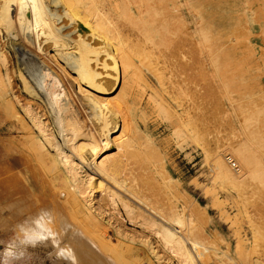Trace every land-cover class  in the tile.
I'll list each match as a JSON object with an SVG mask.
<instances>
[{
    "label": "rangeland",
    "instance_id": "374dc122",
    "mask_svg": "<svg viewBox=\"0 0 264 264\" xmlns=\"http://www.w3.org/2000/svg\"><path fill=\"white\" fill-rule=\"evenodd\" d=\"M164 7L169 8L168 4L161 7L164 12L160 16L162 19L159 18L161 21L165 14L170 20V9ZM175 13L177 16L172 23H166V27L161 29L158 42L148 44L152 54L151 65H144L135 58L125 75L132 89L128 94L131 109L121 112L122 122L119 120L118 127L128 139L120 155L122 177L130 183L127 184L129 190L139 199L164 213L170 207L174 210L190 208L192 225L185 222L192 233L188 247L193 248L199 264H250L252 243L247 223L262 220L264 225V173L260 179L247 181L246 185H250L241 189L244 193L240 204L236 202L233 191L213 182L211 165L216 153L228 156L231 154L229 149L240 147L253 149V156L264 161V0H178ZM124 21L121 19L120 23L125 25L126 32L131 31L128 21ZM5 35L4 31L0 32V52L3 50L8 60L0 59V83L9 88L7 98L16 106L17 115L24 119L29 132L34 134L28 117L10 93L11 89L22 92L23 85L17 71L19 65L26 67L29 60L18 57L11 40ZM116 94L118 90L111 97H116ZM182 109H188L186 111L193 117L192 131L184 128L177 118L183 114ZM12 114L13 111L0 97V264L24 260L31 264H51L44 249L49 247V243L43 246L42 241L28 240L26 232L22 231L24 244L21 241L20 247L24 252L9 262L3 259L6 245L19 241L18 224H28L27 218L38 205L53 203L55 208L69 216L71 222L90 235L91 239H87L90 244L115 264H182L181 255L171 251L162 240L123 239L106 224L109 235L101 236L104 240L91 235L92 227L84 222L80 224L74 218L77 213L74 214V203L66 193L67 182H64L62 172L55 171L51 164L49 153L52 151L46 146L42 155L37 152L23 124ZM41 117L55 130L46 111ZM86 155L90 158L89 153ZM5 167L10 169L7 174H13L5 186L10 194L2 191V169ZM125 193L132 197V201L128 198L127 201L135 211L145 215L142 206L136 205L143 204ZM1 203L9 211L4 223L7 227L1 224ZM11 203L17 206L12 209ZM122 214L127 219L123 211ZM125 224L128 229L133 228L127 220ZM138 227L136 229L141 231ZM2 234L8 237L6 241ZM262 243L260 254L264 258ZM152 245L155 254L149 249ZM257 250H260L259 245ZM35 252L42 256L43 262L31 259Z\"/></svg>",
    "mask_w": 264,
    "mask_h": 264
},
{
    "label": "bare ground",
    "instance_id": "6f19581e",
    "mask_svg": "<svg viewBox=\"0 0 264 264\" xmlns=\"http://www.w3.org/2000/svg\"><path fill=\"white\" fill-rule=\"evenodd\" d=\"M177 1L0 0V32L4 31L5 36L11 40L12 46L15 47V50L13 47L14 52L19 54L18 57H26L29 60L28 65L24 60L27 66L25 67L23 62L17 71V76L23 85L21 90L25 94L13 89L10 93L28 117L35 130L34 134L29 132L30 128L25 125L24 119L17 115L16 106L7 98L9 88L2 86L1 83L0 97L13 111L16 121L23 124V129L30 135L37 152L42 155L46 146L52 151L49 153L52 156L51 164L55 171L62 172L63 180L67 182L66 193L74 203L72 208L74 214L77 213L74 218L80 224L84 222L90 225L93 230L91 235L108 237L106 224L123 239L136 237L140 240L144 238L162 240L171 251L181 255L182 264H199L198 256L192 252L193 248L188 247V240L191 239L192 234L191 229L187 228L189 224L192 225L190 208L188 211L186 210L188 207L181 210L170 207L167 213H164L159 208L145 204L129 190L127 186L129 182L123 180L120 157L127 139L125 132L118 130L121 112L131 109L128 94L132 84L130 86L125 75L135 58L144 65H151L152 54L148 44L155 45L161 29L166 27V23H172L177 16L175 13ZM165 4H168L170 9V20L166 19L168 16L165 14L164 20L161 21L159 18L162 19L160 16L164 13L161 7ZM164 8L168 10L167 7ZM121 19L124 23V20L128 21L131 31L126 32L125 25L120 23ZM2 51L0 59L4 61L7 55L5 56ZM136 73L139 74V70L136 69ZM117 90L118 95L111 97ZM184 110L177 118L181 120L182 126L190 131L191 125L194 124L191 122L194 120L191 121L193 117L191 118L186 111L188 109ZM45 111L52 120L55 130H52V125L49 126L50 123H46L41 117ZM112 116L115 119H112ZM10 147L15 149L13 146ZM229 151L231 154L228 156L218 152L215 159L213 158L212 180L219 187L233 191L236 202L241 204L243 197L241 194L244 193H241V189L244 190L250 185V183L246 185L250 178L262 177L264 161L255 158L253 156L255 152L248 147L231 148ZM86 152L89 153L90 158L87 157ZM49 168L51 170V167ZM9 170L6 167L2 169L4 184L2 191L6 194L9 193L5 188L7 179L13 175L7 174ZM23 184L26 186L25 182ZM125 192L143 204L136 203L142 206L145 215H141L139 210L135 211L128 203L127 200H131L132 197H127ZM53 204L33 207L35 210L27 218L28 224H18L19 241L7 246L6 254L9 258L24 252V248L20 247L23 243L21 233L26 232L28 240H39V243L42 241L43 246L49 243V247L44 249L52 264H88L89 260L91 264H115L89 243L90 235L71 222L69 216L55 208ZM16 206L10 207L14 209ZM8 212L3 207L4 220ZM126 220L133 228L128 229ZM186 221H188L187 227ZM252 221L247 223L252 243L250 264H264V258L260 254L264 225L261 223L262 220L258 223ZM138 226L141 231L136 229ZM33 241L30 240L32 243ZM258 245L260 250H257ZM149 249L155 254L153 245L149 246ZM34 256L37 257L35 254ZM226 257L233 259L231 255Z\"/></svg>",
    "mask_w": 264,
    "mask_h": 264
},
{
    "label": "crops",
    "instance_id": "0c3cea01",
    "mask_svg": "<svg viewBox=\"0 0 264 264\" xmlns=\"http://www.w3.org/2000/svg\"><path fill=\"white\" fill-rule=\"evenodd\" d=\"M11 172V171H10ZM1 215H2V218H1V224L3 225V226H5V227H7V225H5L4 223H5V220H4V215H3V207H4V204L3 203H1ZM5 230V229H4ZM2 236H3V238H4V241H6L7 239H8V237L5 235V234H2ZM7 246H8V244L6 245V248H7ZM6 250V249H5ZM4 254H5V258L3 259V260H5V261H10V259H11V257L9 258L8 256H7V254H6V251H4ZM34 254L37 256V257H39V258H37V257H35L34 256ZM34 254H32V256H31V259L32 260H34L35 258V260H37L38 262H43V259H42V256L39 254V253H37V252H35ZM49 258V257H48ZM31 259H29L28 258V260H31ZM42 259V260H41ZM50 259V258H49ZM51 262V261H50ZM4 263V262H3ZM32 262H26L25 260L24 261H22V262H18V263H15V264H31ZM5 264V263H4ZM6 264H14V263H6ZM52 264V263H51Z\"/></svg>",
    "mask_w": 264,
    "mask_h": 264
},
{
    "label": "built area",
    "instance_id": "2783aa9c",
    "mask_svg": "<svg viewBox=\"0 0 264 264\" xmlns=\"http://www.w3.org/2000/svg\"><path fill=\"white\" fill-rule=\"evenodd\" d=\"M228 158V157H227ZM228 160H230V158H228ZM232 162V160H230ZM233 163V162H232Z\"/></svg>",
    "mask_w": 264,
    "mask_h": 264
}]
</instances>
